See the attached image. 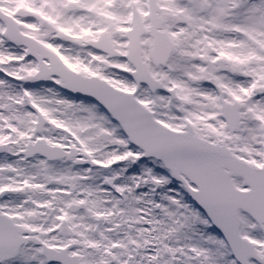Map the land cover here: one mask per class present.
Segmentation results:
<instances>
[{"label":"snow or ice","instance_id":"snow-or-ice-1","mask_svg":"<svg viewBox=\"0 0 264 264\" xmlns=\"http://www.w3.org/2000/svg\"><path fill=\"white\" fill-rule=\"evenodd\" d=\"M0 264H264V0H0Z\"/></svg>","mask_w":264,"mask_h":264}]
</instances>
